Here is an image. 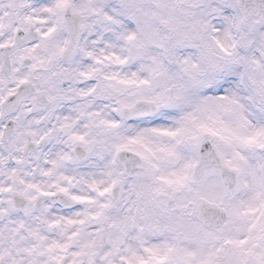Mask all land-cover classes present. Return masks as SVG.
Instances as JSON below:
<instances>
[{
	"label": "snow or ice",
	"instance_id": "obj_1",
	"mask_svg": "<svg viewBox=\"0 0 264 264\" xmlns=\"http://www.w3.org/2000/svg\"><path fill=\"white\" fill-rule=\"evenodd\" d=\"M0 264H264V0H0Z\"/></svg>",
	"mask_w": 264,
	"mask_h": 264
}]
</instances>
